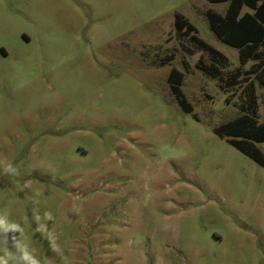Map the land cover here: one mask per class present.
I'll return each instance as SVG.
<instances>
[{
	"label": "rangeland",
	"instance_id": "374dc122",
	"mask_svg": "<svg viewBox=\"0 0 264 264\" xmlns=\"http://www.w3.org/2000/svg\"><path fill=\"white\" fill-rule=\"evenodd\" d=\"M226 7L0 0V215L40 264H264V165L216 132L251 80L264 122L255 60L241 64L209 22ZM178 12L227 55L220 77ZM10 233L0 255L18 257Z\"/></svg>",
	"mask_w": 264,
	"mask_h": 264
},
{
	"label": "trees",
	"instance_id": "16d2710c",
	"mask_svg": "<svg viewBox=\"0 0 264 264\" xmlns=\"http://www.w3.org/2000/svg\"><path fill=\"white\" fill-rule=\"evenodd\" d=\"M208 1L227 3L224 12L212 8L207 10L211 28L222 41L238 48L241 64L255 60L257 71L252 73H255L259 83L264 85V0ZM245 7L248 9L245 10ZM175 27L177 31L189 35L201 50L210 53L215 64L205 67V70L220 77L217 66L228 63L227 55L199 36L196 25L182 13L176 14ZM184 78L185 73L174 67L168 81L184 110L191 112L193 107L181 87ZM246 88V98L241 105L242 113L218 126L216 132L227 137L233 146L264 165V149L259 146V143L264 142V122L259 121V97L255 81L251 80ZM10 235L18 237V233Z\"/></svg>",
	"mask_w": 264,
	"mask_h": 264
},
{
	"label": "clouds",
	"instance_id": "9594fccd",
	"mask_svg": "<svg viewBox=\"0 0 264 264\" xmlns=\"http://www.w3.org/2000/svg\"><path fill=\"white\" fill-rule=\"evenodd\" d=\"M11 169V165L9 164L8 167L5 169V171H8ZM15 172V169H11ZM19 173H17L18 175ZM46 219H52V214L49 212L45 213ZM35 219L37 222L40 221L41 217L39 215L35 216ZM0 231H3L4 233H20L23 235V228L18 223L15 222H9L8 219L0 215ZM36 231L42 232L43 229L38 227ZM13 240V247L16 249V251L19 253V256H16V253L8 251L7 248L3 249L4 255H0V264H9V261H13V264H19L20 261L23 262V264H40V260L35 258L33 253L29 250L28 245L23 243L20 239H18L15 235L12 237Z\"/></svg>",
	"mask_w": 264,
	"mask_h": 264
}]
</instances>
